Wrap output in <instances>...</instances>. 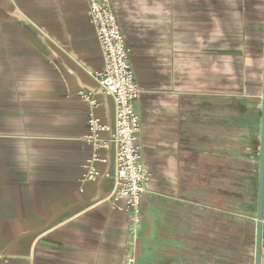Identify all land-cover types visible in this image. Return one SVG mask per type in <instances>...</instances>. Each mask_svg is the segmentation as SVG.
Here are the masks:
<instances>
[{
	"label": "crops",
	"instance_id": "obj_1",
	"mask_svg": "<svg viewBox=\"0 0 264 264\" xmlns=\"http://www.w3.org/2000/svg\"><path fill=\"white\" fill-rule=\"evenodd\" d=\"M110 2L151 174L135 264H254L264 0ZM89 6L0 0V264L124 263L112 146L82 181L88 112L110 128L115 113Z\"/></svg>",
	"mask_w": 264,
	"mask_h": 264
},
{
	"label": "built area",
	"instance_id": "obj_2",
	"mask_svg": "<svg viewBox=\"0 0 264 264\" xmlns=\"http://www.w3.org/2000/svg\"><path fill=\"white\" fill-rule=\"evenodd\" d=\"M88 19L94 28L102 57V69L95 76L98 91L114 101L113 128L102 124L90 109L87 116L86 144L91 155L83 165V182H95L100 173L96 164H106L100 152L114 148L113 188L108 198L115 206L120 203L128 216V239L125 242L123 264H135L136 243L142 221V197L149 191L151 174L142 161L140 120L135 103L140 97L130 66V49L126 45L110 0H90ZM92 91L80 94L88 107L93 108ZM107 135L106 137H104ZM264 232V221H263Z\"/></svg>",
	"mask_w": 264,
	"mask_h": 264
},
{
	"label": "water",
	"instance_id": "obj_3",
	"mask_svg": "<svg viewBox=\"0 0 264 264\" xmlns=\"http://www.w3.org/2000/svg\"><path fill=\"white\" fill-rule=\"evenodd\" d=\"M258 188L256 205V230H255V261L261 263V243L263 235V193H264V55H263V82L261 95V124L259 142Z\"/></svg>",
	"mask_w": 264,
	"mask_h": 264
}]
</instances>
